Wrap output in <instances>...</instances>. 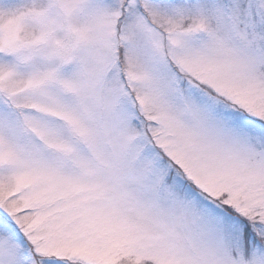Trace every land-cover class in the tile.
Here are the masks:
<instances>
[{"label":"snow or ice","instance_id":"6c2138e0","mask_svg":"<svg viewBox=\"0 0 264 264\" xmlns=\"http://www.w3.org/2000/svg\"><path fill=\"white\" fill-rule=\"evenodd\" d=\"M0 264H264V0H0Z\"/></svg>","mask_w":264,"mask_h":264}]
</instances>
